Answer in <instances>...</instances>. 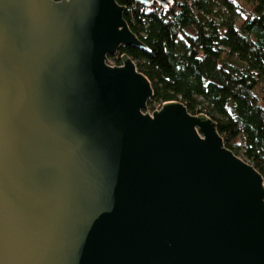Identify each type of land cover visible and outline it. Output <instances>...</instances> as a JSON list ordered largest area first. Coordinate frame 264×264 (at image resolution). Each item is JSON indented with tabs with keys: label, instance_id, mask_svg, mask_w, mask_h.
<instances>
[{
	"label": "water",
	"instance_id": "obj_1",
	"mask_svg": "<svg viewBox=\"0 0 264 264\" xmlns=\"http://www.w3.org/2000/svg\"><path fill=\"white\" fill-rule=\"evenodd\" d=\"M167 8L170 0H136ZM117 0H0V264H264V178L207 115L146 111Z\"/></svg>",
	"mask_w": 264,
	"mask_h": 264
},
{
	"label": "trees",
	"instance_id": "obj_2",
	"mask_svg": "<svg viewBox=\"0 0 264 264\" xmlns=\"http://www.w3.org/2000/svg\"><path fill=\"white\" fill-rule=\"evenodd\" d=\"M117 2L147 50L122 46L108 61L119 66L127 54L147 77L146 111L179 101L207 115L225 146L264 178V0H170L167 8Z\"/></svg>",
	"mask_w": 264,
	"mask_h": 264
},
{
	"label": "rangeland",
	"instance_id": "obj_3",
	"mask_svg": "<svg viewBox=\"0 0 264 264\" xmlns=\"http://www.w3.org/2000/svg\"><path fill=\"white\" fill-rule=\"evenodd\" d=\"M252 9H253L252 6H248L247 7V13H250L252 11ZM244 20H245V15H242L240 18L237 19L236 26L240 27ZM108 64L111 66H116L114 64V61H112V60L108 61ZM156 111H158V110H156ZM149 113H152V112H149Z\"/></svg>",
	"mask_w": 264,
	"mask_h": 264
},
{
	"label": "built area",
	"instance_id": "obj_4",
	"mask_svg": "<svg viewBox=\"0 0 264 264\" xmlns=\"http://www.w3.org/2000/svg\"><path fill=\"white\" fill-rule=\"evenodd\" d=\"M159 109H160V108H156V110H159ZM156 110H155V111H156Z\"/></svg>",
	"mask_w": 264,
	"mask_h": 264
}]
</instances>
